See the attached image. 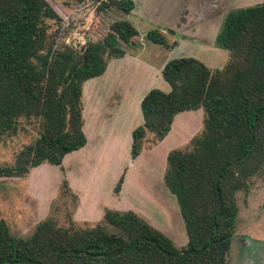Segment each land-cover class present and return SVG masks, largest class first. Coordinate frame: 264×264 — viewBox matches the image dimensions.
Returning <instances> with one entry per match:
<instances>
[{"label": "trees", "instance_id": "1", "mask_svg": "<svg viewBox=\"0 0 264 264\" xmlns=\"http://www.w3.org/2000/svg\"><path fill=\"white\" fill-rule=\"evenodd\" d=\"M54 1L0 0V138L17 134L23 121L35 122L37 133L12 165L0 167V184L41 164L61 166L66 154L85 145L83 84L102 75L111 59L131 52L126 46L138 36L121 18L102 39L87 40L79 50L55 42L51 26L63 17ZM91 1L97 13L114 8L127 15L134 7L132 0ZM145 39L167 49L176 44L156 27ZM213 45L227 51L221 68L190 56L165 63L161 74L170 90L145 94L143 122L132 130L135 159L147 134L146 142L153 137L156 144L178 113L203 111L201 129L167 153L163 174L184 222L185 245L177 246L132 210L107 208L93 223L69 217L67 226H59L48 216L27 237L13 236L0 220V264H226L236 193L247 191L264 169V1L226 12ZM123 180L122 174L115 194ZM60 185L76 198L66 179Z\"/></svg>", "mask_w": 264, "mask_h": 264}, {"label": "rangeland", "instance_id": "2", "mask_svg": "<svg viewBox=\"0 0 264 264\" xmlns=\"http://www.w3.org/2000/svg\"><path fill=\"white\" fill-rule=\"evenodd\" d=\"M169 1H178L182 4L187 3L188 0L185 2L184 0ZM204 1L194 0L193 9H200L201 5L199 4ZM63 2V0L51 2L56 9L58 8L63 17L61 24H52L51 31L56 32L55 42L72 45L77 50L87 40L97 41L102 39L110 24L123 16L114 8L97 13V4L91 0L78 4L69 1L66 6L63 5ZM173 7L166 4L161 5L156 12L155 10L150 11L149 19L138 24L139 29L146 32L152 28L150 25L160 23L158 25H167L166 29L168 30L173 28L171 26H176L188 32L190 28L185 26L192 25L195 20H188L187 24L183 26V20L182 18L179 19L177 14L178 10L175 11V7ZM202 8H204V4ZM205 10L204 15L209 9ZM190 13L192 20L193 17L195 18V14L191 10ZM207 22L212 23L210 19H207ZM201 38L206 40L211 37L206 33ZM134 40L135 44L126 46L133 53L139 51L143 46L137 37ZM146 43L147 51L144 52L146 56L157 57L158 55L163 57L164 54H168L162 45L149 41H146ZM222 50L225 52L226 60L227 52L224 49ZM205 51L206 49L200 48L199 45H186L173 51L171 57L190 56L197 59L203 57L201 59H204ZM224 61L222 65L225 63ZM188 115L196 121L201 117L200 130L203 111L201 109L190 111ZM34 123L23 121V126L17 134L0 138V167L12 165L17 152L34 141L37 136ZM199 130L192 136L198 133ZM188 131L182 134L183 138L188 134ZM152 141L153 137L147 140L144 148L145 152L155 145ZM188 141L178 143L169 139L160 144L159 148L154 150L149 157L144 154L139 157L138 161H131L130 151L123 149L120 154L117 152L116 156H110V158H106L104 162H101L98 171L103 195L106 196V193H108L112 196L113 185L116 183H113L114 174L122 166L128 167L125 197L121 201H117V204L121 205L123 209L130 210L134 209L133 207L136 205L137 209L145 213V217L154 222L177 246L185 245L187 237L177 201L164 184L163 174L166 167L164 153L167 155L172 149L183 148ZM48 166L47 164L44 166L39 165L38 167H43L46 170L32 168L27 175L19 179L5 180L0 184V220L6 223L10 234L13 236H29L35 225L48 216L54 217L59 226H67L69 217L73 216V211L77 205V197L74 198L63 192L61 185H59V170L56 167L50 169ZM236 203L238 213L226 264H264V169L252 179L247 191L236 193ZM171 206L175 207L174 214L170 212L169 207Z\"/></svg>", "mask_w": 264, "mask_h": 264}, {"label": "crops", "instance_id": "3", "mask_svg": "<svg viewBox=\"0 0 264 264\" xmlns=\"http://www.w3.org/2000/svg\"><path fill=\"white\" fill-rule=\"evenodd\" d=\"M132 1L134 3L133 9L129 14L123 15L122 18L127 19L137 29V39L143 46L137 52H129L121 58L111 59L102 75L89 79L83 84L82 130L86 138L85 145L66 154L63 157L61 166H48L49 164H47L50 169L56 167L59 170V185L62 179H66L71 193L77 197V205L72 218L78 222H97L102 219L104 210L107 208L118 211L130 210L123 209L121 205L117 204V201L119 202L125 197L128 167L122 166L123 168H119L114 174L113 183H117L119 177L122 174L124 175L120 192L118 194L114 193L115 183L112 190L113 195L106 193V196H104L101 191L100 175H98L99 164L104 162L106 158H110V156H116L117 152L120 154L123 149L131 150L132 130L143 122L141 100L145 94L152 88H158L165 92L170 90V86L162 77L161 69L167 61L173 59L171 53L181 46L199 45L200 48L206 49L204 59H201L203 58L201 57L199 60L210 68H221L226 63L227 58L225 60V52L221 48H215L213 41L225 13L232 9L258 4L264 0H207V2L205 0L202 4H199L201 7L198 10L197 8L193 9L194 0H184L187 3L182 4L178 1L170 2L169 0ZM160 2L162 3L160 4ZM166 4L174 6L175 11L178 10L177 14L179 19L182 18L183 26L187 24L188 20L195 21L192 25L185 26L190 28L188 32L176 26H171L175 29L169 27L168 30L166 29L167 25H158L160 23L150 25L152 28L156 27L164 31L167 40L169 42L175 40L176 44L170 49L163 46L168 52L163 57L158 55L157 57H148L144 54L147 51L146 41L148 40H145L147 31H141L138 24L149 19L150 11L155 10L156 12L161 5ZM203 4L204 8H202ZM205 9H209V11L204 15ZM190 10L195 14V18L193 17L192 20ZM207 19H210L212 23H208ZM206 33L211 38L204 40L201 36L204 37ZM223 61L225 63L222 65ZM189 112L178 113L173 119L168 134L149 151L145 152L144 147L135 159H132L130 155L131 161H138L139 157L144 154L149 157L154 150L159 148L160 144L169 139L178 143L189 140L201 125V117L196 121L188 115ZM186 131H188V134L183 138L182 134ZM147 136L149 134L146 135V138ZM164 154V156H167L166 153ZM44 165L46 164H41V166ZM35 168L42 169L43 167L37 166ZM42 170L46 169L43 168ZM121 172L123 173L121 174ZM133 208L132 211L159 229L154 222L145 217V213L137 209L136 205ZM169 209L172 212L171 214H174L175 207L171 206Z\"/></svg>", "mask_w": 264, "mask_h": 264}]
</instances>
